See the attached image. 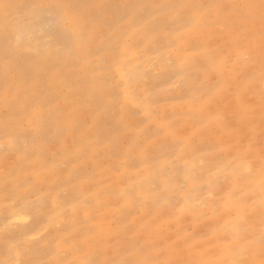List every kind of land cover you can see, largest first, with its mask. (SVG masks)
Returning a JSON list of instances; mask_svg holds the SVG:
<instances>
[{
	"label": "rangeland",
	"instance_id": "1",
	"mask_svg": "<svg viewBox=\"0 0 264 264\" xmlns=\"http://www.w3.org/2000/svg\"><path fill=\"white\" fill-rule=\"evenodd\" d=\"M0 264H264L261 0H0Z\"/></svg>",
	"mask_w": 264,
	"mask_h": 264
},
{
	"label": "snow or ice",
	"instance_id": "2",
	"mask_svg": "<svg viewBox=\"0 0 264 264\" xmlns=\"http://www.w3.org/2000/svg\"><path fill=\"white\" fill-rule=\"evenodd\" d=\"M261 8L264 9V0H261Z\"/></svg>",
	"mask_w": 264,
	"mask_h": 264
}]
</instances>
